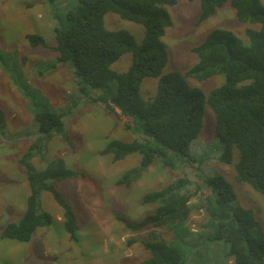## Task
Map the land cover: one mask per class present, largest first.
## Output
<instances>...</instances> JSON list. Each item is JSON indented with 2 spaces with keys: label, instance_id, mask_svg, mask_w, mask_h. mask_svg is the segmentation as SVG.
Instances as JSON below:
<instances>
[{
  "label": "trees",
  "instance_id": "trees-1",
  "mask_svg": "<svg viewBox=\"0 0 264 264\" xmlns=\"http://www.w3.org/2000/svg\"><path fill=\"white\" fill-rule=\"evenodd\" d=\"M198 1L200 16L196 25L228 4L238 22L251 26L244 31L248 45L231 31L214 29L191 49L197 57L195 65L183 74H163L167 53L162 38L172 27L167 8L175 0L79 1L67 12L66 26L54 28V46L48 47L38 34L26 36L30 47L50 48L56 55L52 62H36V75L43 78L57 67L69 65L75 94L99 104L134 136L129 142L111 140L100 152L110 156L112 163L134 154L140 157L138 165L125 171L116 186L130 187L156 161L173 170L168 152L187 156L190 144L200 134L203 112L208 107L214 116V137L224 146L217 160L233 168L238 183L247 184L264 196V5L260 0ZM108 13L140 25L142 43L136 44L126 31L106 29L104 16ZM126 53L132 56L131 65L123 72L112 70V64ZM220 75L224 83L207 94L187 82H203ZM146 78L157 80L155 94L148 98L141 95ZM110 82L115 84V93L105 89ZM67 114L64 107L61 112H34L35 138L19 159L29 188L26 210L20 221L4 226L1 239L27 243L37 229L52 224L53 217L42 207L41 196L46 192L62 209L69 241L78 242L75 214L56 187L62 181L85 176L69 169L62 158L48 162L42 169L33 164L35 159L43 161L52 139L59 137L66 145L71 144L63 123ZM5 129L4 113L0 110V134H5ZM193 184L180 177L146 193L142 203L156 207L153 214L136 223L116 218L132 232L147 231L146 238L128 242H139L148 254L138 264H185L184 252L174 245L175 240L185 237L174 233L171 244L162 238L159 229H178L193 212L201 211L207 221L200 230L213 228L206 240L223 242L233 264H264V231L253 211L238 203L232 185L215 174L205 181L211 193L203 195L202 187ZM192 234L196 240L202 238L199 230Z\"/></svg>",
  "mask_w": 264,
  "mask_h": 264
},
{
  "label": "rangeland",
  "instance_id": "rangeland-1",
  "mask_svg": "<svg viewBox=\"0 0 264 264\" xmlns=\"http://www.w3.org/2000/svg\"><path fill=\"white\" fill-rule=\"evenodd\" d=\"M79 1L93 0H0V110L6 121L5 134H0V233L8 223L20 221L26 210L29 188L19 159L35 138L36 127L32 121L35 111L61 112L64 107L68 114L63 123L71 142L66 145L59 137L52 139L43 161H33L35 167L42 169L48 162L62 158L69 169L85 176L62 181L56 187L75 214L78 242L69 241L63 228L62 209L51 194L44 192L42 207L53 217L52 224L37 229L27 243L0 238V264H138L148 254L139 242H128L146 238L147 231L132 232L116 218L136 223L153 214L156 206L143 204L142 197L180 177L201 186L203 195H209L211 190L205 181L215 174L222 175L232 185L238 203L253 211L264 231V196L251 186L238 183L233 168L217 160L224 146L214 137V116L208 107L203 112L200 134L190 144L187 156L168 152L173 170L156 161L130 187L116 186L125 171L138 165L140 157L134 154L112 163L110 156H102L100 152L111 140L129 142L134 136L99 104L75 94L69 65L38 77L35 63L52 62L56 55L50 48H32L26 40L27 35L38 34L48 47L54 46V28L66 26L67 12ZM260 2L264 5V0ZM167 11L172 27L162 38L167 53L163 74H183L195 65L197 57L191 49L214 29L231 31L248 45L244 31L251 26L238 22L228 4L200 25H196L200 16L198 0H175ZM104 25L110 31H126L136 44L142 43L140 25L110 13L105 14ZM131 62V54L126 53L111 69L123 72ZM187 82L207 94L222 85L224 77L215 76L203 82L188 79ZM156 83V79L146 78L141 95L144 98L154 95ZM105 89L115 93V84L110 82ZM206 221L204 211L193 212L178 229L162 227L159 232L171 244L174 233L185 237L174 241L184 252L185 264H233L223 242L206 240L213 229L208 226L200 230ZM198 230L202 238L196 240L192 233Z\"/></svg>",
  "mask_w": 264,
  "mask_h": 264
}]
</instances>
